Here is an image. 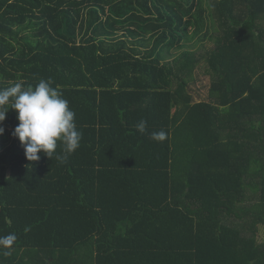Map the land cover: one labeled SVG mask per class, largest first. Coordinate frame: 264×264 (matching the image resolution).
<instances>
[{
  "label": "trees",
  "instance_id": "16d2710c",
  "mask_svg": "<svg viewBox=\"0 0 264 264\" xmlns=\"http://www.w3.org/2000/svg\"><path fill=\"white\" fill-rule=\"evenodd\" d=\"M41 79L82 139L29 161L6 113L0 264H264V0H0V90Z\"/></svg>",
  "mask_w": 264,
  "mask_h": 264
},
{
  "label": "clouds",
  "instance_id": "9594fccd",
  "mask_svg": "<svg viewBox=\"0 0 264 264\" xmlns=\"http://www.w3.org/2000/svg\"><path fill=\"white\" fill-rule=\"evenodd\" d=\"M10 108L18 113L19 124L13 135L24 146L27 160L38 161L40 152L51 159L56 154L59 143L64 155L57 156V159L63 163L68 155L79 148L82 132L77 130L75 112L70 109L62 92L51 87L50 80L41 79L34 88L30 85L25 87L22 82H18L0 90V125L5 121ZM136 128L144 133L147 121H139ZM4 131V127L0 126V135ZM151 138L162 142L167 138V133L163 130L153 132ZM16 240L15 233L0 236V250H3L4 256H11Z\"/></svg>",
  "mask_w": 264,
  "mask_h": 264
},
{
  "label": "rangeland",
  "instance_id": "374dc122",
  "mask_svg": "<svg viewBox=\"0 0 264 264\" xmlns=\"http://www.w3.org/2000/svg\"><path fill=\"white\" fill-rule=\"evenodd\" d=\"M208 48H212V44L207 45ZM203 50L201 49L200 52ZM208 69L206 61H202L195 72V82L190 84V90L195 101H207L209 99V89L211 79L205 75V71ZM264 236V232H262Z\"/></svg>",
  "mask_w": 264,
  "mask_h": 264
},
{
  "label": "crops",
  "instance_id": "0c3cea01",
  "mask_svg": "<svg viewBox=\"0 0 264 264\" xmlns=\"http://www.w3.org/2000/svg\"><path fill=\"white\" fill-rule=\"evenodd\" d=\"M205 75L210 78V76H209V69H206Z\"/></svg>",
  "mask_w": 264,
  "mask_h": 264
}]
</instances>
